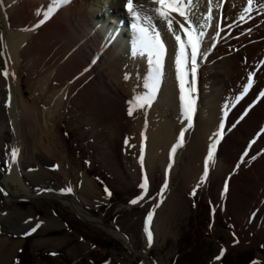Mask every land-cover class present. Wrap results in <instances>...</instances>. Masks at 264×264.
I'll use <instances>...</instances> for the list:
<instances>
[{"label": "bare ground", "instance_id": "obj_1", "mask_svg": "<svg viewBox=\"0 0 264 264\" xmlns=\"http://www.w3.org/2000/svg\"><path fill=\"white\" fill-rule=\"evenodd\" d=\"M99 1L69 0L58 5L45 23L35 27L43 19L41 14L56 0H0V73L8 72L7 77L0 76V88L10 97L11 125L25 122L37 149L45 150L44 140L58 134L53 132L54 122L63 117L65 108L75 109L99 135L104 154L108 152L116 159L125 139L133 144L138 158L143 149V165L150 176L160 170L162 182L167 179L169 185L178 168H182L177 174L182 185L192 189L199 184L209 201L212 200L209 189L214 188L217 196L223 197L219 202L223 216L230 211L236 219L240 215L245 218L247 232L240 230L234 244L244 248L251 240L248 236L251 225L257 226L258 233L264 229V0L254 5L250 15L245 13V20L240 19V13L246 0H213L212 21L205 19L208 0H198L192 5L199 24L202 21L203 27L208 28L200 42L195 76L191 72V48L185 49L183 102L174 63L179 44L167 31L165 22L161 39L165 41L166 52L158 89L151 106L143 107L138 106V98L152 94L154 66L148 64L146 52L143 56L137 53L136 33L130 27L133 18L126 10V0H103L108 5L106 12L102 8L97 11L102 12V19L109 18V23L118 19L119 24L115 23L109 33L122 37L119 47L109 43V37L102 35L103 29L93 23L99 16L94 15L93 7L97 9L95 3ZM140 3L144 7L141 26L147 27L143 16L155 15L153 3L150 0ZM179 6L185 10L189 7L187 0ZM170 18L174 31L187 43L184 29L189 32L195 29V25L189 26L191 13L187 22L178 11H170ZM152 23L159 25L160 21L154 18ZM128 40L132 46L127 45ZM25 70L31 76L25 81L30 100H26L22 86ZM190 103L194 111L190 113L192 127L187 128L185 106ZM184 129L187 130L183 144L171 154ZM18 140L16 137L12 149L20 152ZM217 140L209 175L201 184L209 146ZM16 162L12 161L10 174L0 182L6 206L13 200L36 197L28 193L15 174ZM137 164L140 166L141 162ZM8 182L15 183L22 192L10 191ZM84 187L92 194L95 191L90 179H85ZM167 188L162 189V194ZM40 196L62 200L77 215L90 219L80 205L67 202L59 194L47 192ZM110 229L108 233L114 239L126 244L124 239L128 238L123 232ZM7 242L0 239V264H8L17 249L12 245L5 250ZM126 245L130 249L129 240Z\"/></svg>", "mask_w": 264, "mask_h": 264}, {"label": "rangeland", "instance_id": "obj_2", "mask_svg": "<svg viewBox=\"0 0 264 264\" xmlns=\"http://www.w3.org/2000/svg\"><path fill=\"white\" fill-rule=\"evenodd\" d=\"M99 2L95 3L97 9L93 7L94 15L99 14L93 23L100 26L98 29L102 26L103 30H111L119 21L116 18L109 23L110 19L105 17L103 20L102 12H106L108 5L103 0ZM99 8L101 13L97 12ZM206 28L207 25L203 27L204 33ZM30 77L25 70L22 86L26 100L31 99L25 86ZM11 106L9 96L0 88V182L11 172L12 146L17 137L21 149L15 174L28 193L36 197L13 200L6 206L0 192V239L8 240L5 250L12 245L17 248L8 264H264V229L258 233L257 226L251 225V240L244 248L234 246L236 234L246 228L245 218L240 215L236 219L230 211L223 216L219 212L223 197L217 196L214 188L209 189L211 201L197 186L193 196L194 188L179 183L177 174L182 168H178L162 194L160 170L150 176L144 165L138 166L140 157L125 139L116 159L108 152L104 154L99 135L75 109L65 108V114L70 111L68 115L54 122L53 132L58 134L47 137L45 150H38L25 122L11 125ZM145 176L149 180L147 195L136 204L130 203L144 192L140 185ZM85 179L92 180L93 194L84 190ZM7 185L12 192H22L13 182ZM69 188L71 192L67 191ZM44 189V194L56 193L67 202L80 205L90 219L77 215L62 200L38 196ZM162 196L164 201L160 202ZM165 202L168 203L162 208ZM149 213L152 219L146 225ZM78 216L96 224L84 222ZM37 224L40 227L32 232ZM100 224L109 228L104 230ZM146 226L153 235L151 245ZM110 228L127 236L130 249L108 233Z\"/></svg>", "mask_w": 264, "mask_h": 264}, {"label": "snow or ice", "instance_id": "obj_3", "mask_svg": "<svg viewBox=\"0 0 264 264\" xmlns=\"http://www.w3.org/2000/svg\"><path fill=\"white\" fill-rule=\"evenodd\" d=\"M183 0H150V3H153V15H144L143 19L147 22V27L141 26V17L142 14L144 13V7L141 5L140 0H126V10L130 14V16L133 18V21L130 23V27L132 30L135 31L136 33V38H135V44L137 46V53L141 56L145 55V52L147 53V62L149 65L154 66V76H153V83L151 84V95H148L147 97L143 98H138V106L143 107L145 104L148 106H151V101L155 99V92L158 89V84H159V78L161 75V70L163 68V57L166 52V47H165V41L161 39V31L163 29V25L166 22L167 26V31L172 33L173 36L175 37L176 42L179 44V50L175 54V68H176V76L177 79L180 81V89H181V101L183 102L185 100L184 96V79H183V68H184V61L187 58V53L185 51L186 47L191 48V72L193 76L196 74L197 70V58L198 54H200V42L202 41L203 37L205 36V33L203 31V26L199 24V18L195 16V12L192 8V5L194 3H198V0H187L188 3V9L185 10L184 8H181L179 6L180 3H182ZM212 2L213 0H208L209 8H208V13L206 14L205 19L207 21H212L213 20V9H212ZM69 3V0H56V3L53 4L51 8L47 10V12L42 13L41 15L43 16V19L39 21V23L35 27H39L43 23H45L50 16L54 13L55 9L57 8L58 5H64ZM260 0H246V6L243 8L242 12L240 13V19L245 20V13H248L249 15L253 11L254 5H259ZM155 4H158L159 7H155ZM139 9V10H138ZM167 9V10H166ZM170 11H178L180 12L181 16H184L186 19V22L188 21V16L189 13H191L192 20L190 23V27L192 25H195V29L193 32H189L187 29H184V31L187 33L188 40L187 43L182 41L181 36L177 34L176 31L173 29V20L170 18ZM154 18H158L160 21V24H153L152 20ZM180 27L183 29L184 25H180ZM215 27V25H214ZM149 28H151V32H149ZM160 28V30H158ZM218 34V30H217ZM202 58V54H201ZM14 75V74H13ZM3 76L7 77L8 72L6 70L3 71ZM128 77L125 76V79ZM251 77H249V85H251ZM148 87V85H146ZM247 91V89H245ZM10 99V97H9ZM187 110V115L186 119L188 120V125L187 128L192 127V122H191V112L194 111V108L192 104H188L185 106ZM132 114V111H129V115ZM223 129V126L221 125V130ZM187 129H184L180 132L179 138H178V143L174 145L171 149V154H175L177 151V148L183 144L184 138H185V131ZM219 141L217 140L213 144L209 146V151L207 154V157L205 159V166H204V173L203 176L201 177L200 183L202 184L208 177L209 175V167H210V162L213 161V155L216 149V144ZM19 153L18 149H13L11 152L12 160L13 163L16 162L17 155ZM141 165L143 168V149L141 150ZM171 168V163L169 164V169ZM148 184L149 180L148 177H144L143 183L140 185V187L144 190L141 196L137 197L136 199H133L130 201L132 204L138 203L139 200L144 199V197L147 195V190H148ZM200 185L198 184L197 187ZM163 188H167V179L165 180L164 185L162 186ZM225 191L228 190L227 184L225 185ZM3 189H0V192H3ZM67 191L71 192L72 189L69 188ZM108 192V190H105ZM111 195V193H108ZM193 196L196 195V189L194 188L192 193ZM159 205H157L158 207ZM152 219V213H149L148 217L146 218V225L147 223H150ZM40 227V224H37L34 228H32V232H35L37 228ZM147 233V239L149 242V245H151L152 240H153V235L151 231H148L147 226L145 229ZM30 234V233H29ZM221 255H223V249L221 251ZM217 260L220 259L219 256L216 257Z\"/></svg>", "mask_w": 264, "mask_h": 264}, {"label": "water", "instance_id": "obj_4", "mask_svg": "<svg viewBox=\"0 0 264 264\" xmlns=\"http://www.w3.org/2000/svg\"><path fill=\"white\" fill-rule=\"evenodd\" d=\"M82 221H84V222H87V223H89V224H92V225H95L96 223L95 222H93V221H88V220H84V219H82ZM101 225V227H102V229H108L109 227L108 226H106V225H104V224H100ZM127 240V239H126ZM126 244H128V241H126ZM126 246H128V245H126ZM128 248V247H127Z\"/></svg>", "mask_w": 264, "mask_h": 264}]
</instances>
